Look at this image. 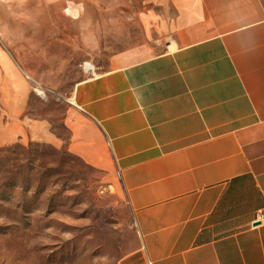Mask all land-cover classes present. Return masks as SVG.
<instances>
[{"label": "crops", "instance_id": "obj_1", "mask_svg": "<svg viewBox=\"0 0 264 264\" xmlns=\"http://www.w3.org/2000/svg\"><path fill=\"white\" fill-rule=\"evenodd\" d=\"M22 1L33 14L20 41L47 51L57 0ZM171 1L165 51H127L77 83L68 151L124 192L140 248L122 264H264V0ZM0 62V145L28 130L45 140L21 119L36 71Z\"/></svg>", "mask_w": 264, "mask_h": 264}, {"label": "rangeland", "instance_id": "obj_2", "mask_svg": "<svg viewBox=\"0 0 264 264\" xmlns=\"http://www.w3.org/2000/svg\"><path fill=\"white\" fill-rule=\"evenodd\" d=\"M60 2L83 6L61 10ZM156 2L57 0L56 41L46 51L20 41L31 29L32 5L0 0V54L36 71L23 75L29 93L21 119L47 127L45 140L32 139L28 130L0 145V264H122L139 250L122 188L69 153L65 118L75 86L87 78L84 63L99 74L127 51L166 50L175 10L171 0Z\"/></svg>", "mask_w": 264, "mask_h": 264}, {"label": "built area", "instance_id": "obj_3", "mask_svg": "<svg viewBox=\"0 0 264 264\" xmlns=\"http://www.w3.org/2000/svg\"><path fill=\"white\" fill-rule=\"evenodd\" d=\"M81 67H82L83 73L89 79L95 78L99 75L97 68L95 66L91 65L90 63H84ZM38 95H43V93L40 92V93H38ZM256 221H258L259 223H263L264 222V213L258 214Z\"/></svg>", "mask_w": 264, "mask_h": 264}, {"label": "water", "instance_id": "obj_4", "mask_svg": "<svg viewBox=\"0 0 264 264\" xmlns=\"http://www.w3.org/2000/svg\"><path fill=\"white\" fill-rule=\"evenodd\" d=\"M260 223H256L255 225L257 226V225H259Z\"/></svg>", "mask_w": 264, "mask_h": 264}]
</instances>
